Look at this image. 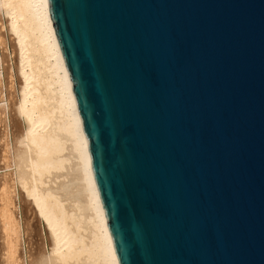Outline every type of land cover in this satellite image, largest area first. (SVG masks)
Here are the masks:
<instances>
[{"label": "water", "instance_id": "water-1", "mask_svg": "<svg viewBox=\"0 0 264 264\" xmlns=\"http://www.w3.org/2000/svg\"><path fill=\"white\" fill-rule=\"evenodd\" d=\"M119 264H264V0H48Z\"/></svg>", "mask_w": 264, "mask_h": 264}, {"label": "bare ground", "instance_id": "bare-ground-1", "mask_svg": "<svg viewBox=\"0 0 264 264\" xmlns=\"http://www.w3.org/2000/svg\"><path fill=\"white\" fill-rule=\"evenodd\" d=\"M0 10L2 263L119 264L49 1Z\"/></svg>", "mask_w": 264, "mask_h": 264}, {"label": "rangeland", "instance_id": "rangeland-1", "mask_svg": "<svg viewBox=\"0 0 264 264\" xmlns=\"http://www.w3.org/2000/svg\"><path fill=\"white\" fill-rule=\"evenodd\" d=\"M5 18H6V16H5V14H3V12L0 10V28H1V30L4 32V33H6V24H5ZM13 70V69H12ZM3 103L4 102H0V106H2L3 105ZM0 164H2V161L0 162ZM14 170V167L13 166H10V167H8V168H4V165L3 166H1L0 167V175H3L4 173H6V172H12ZM17 191V198H16V200L17 201H19V197H18V189L16 190ZM25 200H27V198L25 197ZM19 203L17 204V207H19ZM42 228H41V233H43V235H45V229H44V226L42 225L41 226ZM1 241H3L2 240V238L0 239V242ZM4 258V253L2 254V253H0V264H4V263H2V259Z\"/></svg>", "mask_w": 264, "mask_h": 264}]
</instances>
